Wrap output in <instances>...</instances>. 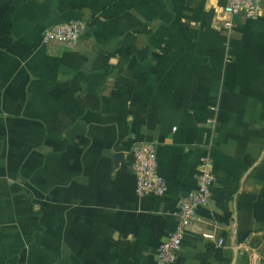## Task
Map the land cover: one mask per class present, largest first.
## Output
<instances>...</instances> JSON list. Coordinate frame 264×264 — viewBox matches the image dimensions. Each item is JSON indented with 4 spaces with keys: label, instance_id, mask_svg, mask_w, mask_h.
Returning a JSON list of instances; mask_svg holds the SVG:
<instances>
[{
    "label": "crops",
    "instance_id": "obj_1",
    "mask_svg": "<svg viewBox=\"0 0 264 264\" xmlns=\"http://www.w3.org/2000/svg\"><path fill=\"white\" fill-rule=\"evenodd\" d=\"M224 4L0 0V264H155L204 158L211 198L175 264L260 263L264 6L228 19ZM76 20V48L41 43ZM140 142L163 196L135 192Z\"/></svg>",
    "mask_w": 264,
    "mask_h": 264
},
{
    "label": "built area",
    "instance_id": "obj_2",
    "mask_svg": "<svg viewBox=\"0 0 264 264\" xmlns=\"http://www.w3.org/2000/svg\"><path fill=\"white\" fill-rule=\"evenodd\" d=\"M263 6L264 0H225L223 13L228 19L238 14L245 19H256ZM86 27L87 23L82 20L53 25L44 29L41 34V43L57 44L65 49H74L78 46ZM225 27L230 29L231 22L226 21ZM131 154L130 168L135 178L136 194L163 196L167 191V185L157 168L154 143H137L132 147ZM214 182L211 161L209 158H204L196 176V187L181 195L176 203L173 213L174 227L167 240L157 248L155 264L176 263L184 233L195 220L198 210L209 203ZM202 237L212 238L207 234H203Z\"/></svg>",
    "mask_w": 264,
    "mask_h": 264
},
{
    "label": "rangeland",
    "instance_id": "obj_3",
    "mask_svg": "<svg viewBox=\"0 0 264 264\" xmlns=\"http://www.w3.org/2000/svg\"><path fill=\"white\" fill-rule=\"evenodd\" d=\"M249 245L260 255L259 264H264V231L249 240Z\"/></svg>",
    "mask_w": 264,
    "mask_h": 264
},
{
    "label": "trees",
    "instance_id": "obj_4",
    "mask_svg": "<svg viewBox=\"0 0 264 264\" xmlns=\"http://www.w3.org/2000/svg\"><path fill=\"white\" fill-rule=\"evenodd\" d=\"M261 263V262H260Z\"/></svg>",
    "mask_w": 264,
    "mask_h": 264
}]
</instances>
